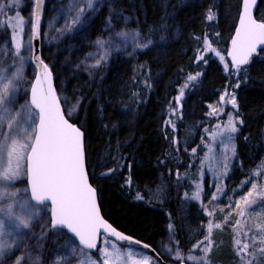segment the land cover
<instances>
[{"label": "trees", "instance_id": "trees-1", "mask_svg": "<svg viewBox=\"0 0 264 264\" xmlns=\"http://www.w3.org/2000/svg\"><path fill=\"white\" fill-rule=\"evenodd\" d=\"M122 4L134 12L141 34L157 30L153 46L128 58L108 59L90 73L78 71L71 77L64 70L68 89L83 86L69 119L84 131L87 169L105 218L175 263L165 253L166 246L183 255L199 254L200 248L193 245L207 234L206 216L192 197L216 126L208 104L219 101L222 92L235 93L239 113L225 96L221 118L233 115L243 120L236 125V161L226 187L233 190L249 181L263 161L264 51L238 73L229 63L227 51L241 0H122ZM209 12L212 20L207 19ZM256 17L264 20V0H258ZM92 24L91 34L97 36L102 32L100 17ZM205 41L226 62H219ZM57 59L51 66L56 87L62 56ZM197 73L196 80H188ZM31 81L29 76L28 86ZM238 82L240 87L235 88ZM218 234L210 251L213 264H240L230 231ZM37 256L38 264H48V245Z\"/></svg>", "mask_w": 264, "mask_h": 264}, {"label": "snow or ice", "instance_id": "snow-or-ice-1", "mask_svg": "<svg viewBox=\"0 0 264 264\" xmlns=\"http://www.w3.org/2000/svg\"><path fill=\"white\" fill-rule=\"evenodd\" d=\"M19 2L20 0H13V5H18ZM41 2L42 0H36L37 8H39ZM256 2L257 0H243L244 12L240 18V27L236 31L235 39L232 41L233 48L229 55L237 73L241 65L249 64L252 55L257 53L258 46H264V20L258 22L252 15V8ZM86 6L88 9H92L93 0H86ZM2 12L3 8L0 7V13ZM83 12L84 9L81 8L76 18L73 19V24L79 23L80 15ZM12 19L9 18L7 23L11 24ZM207 19H213L212 12L208 13ZM24 24V18L20 17L17 12L14 26L15 53L17 56H19L22 47L21 33L24 31ZM109 26H111V18H109ZM30 28L33 35H40L39 11L35 13L34 22H30ZM15 29H19V31H15ZM155 31L157 30L149 29L143 34L139 31L132 33L131 38L135 41L134 49H150L153 46L152 37ZM116 35L127 37L129 34L120 32ZM164 39L163 35L159 37L160 41ZM97 43L103 46L105 42L98 40ZM205 47L208 51H215L208 41H205ZM261 50L264 51V48ZM216 54L219 55V53ZM200 59H203V55L200 56ZM20 62L21 67L17 68L11 75H5L4 70H0V185H3V187H0V261H4L5 255L10 253L15 246V241L9 243L4 238L11 237L14 233L21 232L22 229L32 228L33 221L39 219V213L42 209L33 208V201L40 206H44L45 202L50 201L52 205L50 221L47 225H40L42 231L38 239L41 241L47 235L49 228H66L70 233L75 234V237L79 238V245H83V248L88 250H97L101 230L104 233H109L118 241L132 242L131 237L117 231L100 214L96 189L89 183L85 168L84 133L80 127L69 122V118L78 108V104L68 109V118H66L65 111L61 107L60 98L52 86L51 70L42 60L40 61L41 74L31 89L30 101L21 105L20 110L13 109L12 106L15 103L14 93L18 89L16 82L23 78V57L20 58ZM97 64H99V61H97ZM227 67L228 65L225 64L226 69ZM245 73H247V69H245ZM198 75L199 73L189 75L188 80H196ZM184 87H187V84ZM234 87L239 88V82ZM180 95H183V88L180 89ZM225 96L228 97L227 103L238 114L239 106L235 93L226 92L224 96L220 97V100L224 101ZM65 102L67 103V100ZM213 111L217 112L218 110L213 109ZM168 123H171V121ZM237 123L243 124V120L235 119L232 115H229L223 131L230 134L236 133L238 131ZM217 128L219 129L220 125H217ZM217 135H222V132H213V139ZM233 139L234 137L229 135L227 137L228 143H232ZM227 150L228 146L226 144L225 151ZM231 151L235 155L236 148L234 144ZM228 159L229 157L226 155L223 157L220 174L226 175ZM111 171L110 169L109 172ZM107 174L102 173V175ZM262 174H264V164L259 166L253 176L261 177ZM22 176H27L28 187L23 190L7 191V186L13 184ZM177 176H179V173H177ZM244 183L247 184L248 181L246 180ZM199 188L200 186L197 185L198 190L193 194V199H200ZM21 191L27 193L30 198L21 197L16 199ZM217 191L221 190L218 188ZM142 198L139 195L137 196V199ZM213 199H216V197L213 196ZM259 201H264V182L259 185L257 182H253L249 190L236 202L235 207L229 205V208L236 211L238 216L243 217L246 211ZM209 215L211 216L212 213L210 212ZM258 217L261 219L259 223H256L255 220ZM249 218L254 221V233L250 241L241 244L240 240H235L234 245L236 246V254L240 258V264H259L257 257L264 256V205H261L259 211L253 213ZM235 224L240 225V220H236ZM214 227L220 229L222 225L219 223L213 225L209 222L204 239L193 245L194 248H200L205 255L201 257L189 255L187 259L195 261L196 264H212L207 259V254L211 251L213 245L211 234ZM171 228L172 225H169V229ZM247 235L248 233L245 232V236ZM20 238L23 239L22 236ZM101 243L108 245L111 242L104 239ZM135 243L140 244L139 241H135ZM71 245L70 239L66 246L70 247V254L74 256L77 254L79 245L75 247ZM250 246L251 251H249ZM111 247L113 249L111 251L107 246L98 250L99 260L93 259L89 255L87 261L81 260V264H117V262L122 261L124 264H141L140 261L133 259L134 255H142L141 253H134L133 251L124 253L114 243H111ZM143 247L147 248L149 246L143 245ZM80 251L83 253V249H80ZM168 251H171V249ZM125 257H127V261H124ZM175 258L178 260L184 259L179 249L176 251ZM29 259L31 260L30 256ZM63 259L67 260V257ZM23 260L24 256H20L15 259V264H21ZM59 260L58 257L53 264H59ZM151 260V257L145 256L143 264H149ZM38 262L39 256L36 257V264ZM152 264H155V262L152 261Z\"/></svg>", "mask_w": 264, "mask_h": 264}, {"label": "rangeland", "instance_id": "rangeland-1", "mask_svg": "<svg viewBox=\"0 0 264 264\" xmlns=\"http://www.w3.org/2000/svg\"><path fill=\"white\" fill-rule=\"evenodd\" d=\"M0 7L3 8V12L0 13V70H4L5 75H11L17 68L21 67L20 58L23 57V78L16 82L18 89L14 93L15 103L12 106L14 110H20L21 105L30 101V98L27 97L30 86H28L27 83L29 76H31L33 80L35 75V68L32 63V31L30 28V22H33L34 0H20L18 5H13V0H0ZM81 8L84 9V12L80 15L79 23L73 24L72 21L76 18ZM17 12L25 21L24 31L21 33L22 47L19 56L15 53L14 39L15 16ZM98 17L101 19L102 32L93 37L91 36L90 30L92 29L93 21ZM9 18H13L11 24L7 23ZM109 18H111V26H109ZM15 31H19V29H15ZM136 31L139 30L135 27V15L133 11L123 9L120 5V0H93L92 9L87 8L86 0L46 1L41 26L42 57L49 66H52L57 63V56L59 58L62 56V61L59 66L61 68L59 83L56 88L62 107L66 113H68L69 108L79 104L82 98L81 93L83 92V86L75 89H68L67 82L69 78L66 76L69 75L72 77V74L74 75V72L78 71L90 73L98 68L101 63L116 56H121L123 58L132 56L135 52L140 50L139 48L134 49L135 41L131 38V34ZM120 32H125L129 35L127 37L116 35V33ZM98 40L104 41V45H99L97 43ZM215 52L219 53V50ZM216 56L219 62H226V58H224L222 54L219 53V55L216 54ZM221 57H223V59H221ZM97 61H99V64H97ZM64 70H68V75H62ZM221 96H224L223 92ZM220 97L219 101L208 104L209 116L215 119L216 126L209 136L206 152L202 158L201 168L199 169V178L195 182L193 189L194 194L198 190L197 185L200 186V199L195 200L202 207L207 219V226L209 222L213 225L217 223L222 225V228L217 229L214 227L212 230V248L215 246L216 237L219 235L218 232L222 230H224L225 233L230 231L232 245H234L235 240H240L241 244L249 242L254 233V221L249 217L252 216L253 213L258 212L261 205H264V201H259L256 205H253L251 209H248L243 217L238 216L236 211L229 208V205H232L233 208L235 207L236 202L249 190L251 183L257 182L259 185L264 182V179H262L264 178V174H262L261 177H256L252 174L247 184L243 182L236 189L229 190L226 187V179L236 161V151L235 155H233L231 151L232 145H235V133L230 134L227 131H223L228 117L221 118L226 100L221 101ZM65 100H67V103ZM213 109H217L218 111L214 112ZM217 125H220L219 129ZM213 132H222V135H217L215 139H213ZM229 135L234 137L232 143H228L227 137ZM221 141H223V143H221ZM226 144L228 146L227 151H225ZM225 155L229 157L226 175L220 174L221 162ZM261 164H264V158ZM259 166L254 172L258 170ZM25 178L26 176H22L13 184L8 185L7 191L11 192L17 189L23 190L27 188L28 185L24 181ZM0 187H3V185H0ZM218 188L221 191L218 192ZM213 196H215L216 199H213ZM21 197L30 198L24 191H21L16 199H20ZM32 207L42 209L39 213V219L33 221L32 228L22 229L21 232L14 233L11 237L4 238L9 243L15 241V246L10 253L5 255L4 261H0V264H15V259L20 256H24V260L21 264H33V262L36 261L34 256L37 253L39 254L45 245H48V264H53L58 257L60 258L59 264H81V260L87 261L89 255L93 259L99 260L98 251L90 253L80 246L77 249V254L74 256L71 255L70 247L66 246L69 240L71 239V246L73 247L78 244L73 237L64 230L49 228L43 240H39L38 238L42 231L40 225H47L50 221V207L46 205L40 206L34 202H32ZM222 209L223 211H221ZM210 212L212 213L211 216L209 215ZM230 212L231 214L229 215ZM260 219L261 218L258 217L255 222L259 223ZM236 220H240V225L237 226L235 224ZM245 232L248 233L247 236H245ZM21 236L23 239L20 238ZM104 239L106 238H103L102 241ZM107 240L116 244L124 253L128 251L141 253L142 255L133 256V259L140 261L141 264H143V258L145 256L152 258L149 264H152V261H154L155 264H160L154 260L146 250L121 246L114 241ZM111 243L108 245L101 243L99 249L107 246L111 251L113 250ZM80 249H83V253H81ZM169 249H171V251H168ZM164 251L175 263L187 262L188 264H196L195 261L189 260L187 257L189 255L196 257L205 255L202 251L199 254H185L186 256L181 253L184 259L178 260L175 258L176 251H173L172 247L166 246ZM249 251H251V246ZM64 257H67V260L63 259ZM257 258L260 264H264V256H258ZM207 259L210 260L212 264L214 263L212 256H210V252L207 254ZM124 261H127V257L124 258ZM117 264H124V262H117Z\"/></svg>", "mask_w": 264, "mask_h": 264}, {"label": "water", "instance_id": "water-1", "mask_svg": "<svg viewBox=\"0 0 264 264\" xmlns=\"http://www.w3.org/2000/svg\"><path fill=\"white\" fill-rule=\"evenodd\" d=\"M47 0H42L39 8H37V4H36V0H35V3H34V14H33V22L35 20V13L37 11H39V14H40V35L39 36H35L33 35L32 33V63H33V66L35 68V75H34V78L32 80V83H31V86H30V89H29V96H30V99H31V89L32 87L35 85L36 83V80L37 78L40 77V74H41V68H40V61L42 60L45 64H47L44 60H43V57H42V50H41V24H42V18H43V12H44V7H45V3H46ZM257 7H258V0L255 4V6L252 8V15L254 17V19H256L258 22H260L261 20H258L257 17H256V11H257ZM243 12H244V6H243V0H241V7H240V12H239V15H238V19H237V23H236V26L234 28V32H233V35H232V38L230 40V43H229V49H228V58H229V61L230 63L232 64V61H231V56L229 55V53H231L232 51V48H233V45H232V41L233 39H235V36H236V31L239 29L240 27V18L241 16L243 15ZM262 48H264V46H258V49H257V53L258 51H260ZM257 53H254L251 57V59L253 58V56H255ZM39 58V59H37ZM250 59V60H251ZM48 65V64H47ZM248 65V64H247ZM246 65H241V67H245ZM49 69L51 70V73H52V86L53 88L55 89V92L57 94V96L59 97L58 95V92H57V88H56V83H55V75L53 73V70L52 68L48 65ZM61 103V101H60ZM61 107H62V104H61ZM63 109V107H62ZM67 118V116H66ZM69 122L70 123H73L75 124L74 122H72L70 119H69ZM77 127H79L77 124H75ZM81 131L84 133V131L81 129ZM83 143H84V156H85V168H86V171H87V174H88V180H89V183L92 185V187H94V185L91 183V180H90V177H89V173H88V169H87V162H86V147H85V134H84V137H83ZM27 185H28V178H27ZM95 188V187H94ZM96 189V188H95ZM96 195H97V203L99 205V209H100V214L101 216L109 223L111 224L114 228L117 229V231L123 233L124 235L126 236H129L132 238V242H128V241H118L115 237H112L109 233H104L103 230H101V234H100V237L98 238V244H97V250H88V249H85L86 251L88 252H96L98 251L100 245H101V241L104 238L106 239H109V240H112L114 241L115 243L121 245V246H127V247H134V248H139V249H144L146 250L151 256L157 258L159 260L160 263L162 264H188L187 262H179V263H170V262H167L166 260H164L161 255H159V253L155 250L154 247H152L150 244L148 243H145L141 240H139L138 238L134 237V236H131L125 232H123L121 229H119L118 227H116L114 224H112L108 219L105 218L103 212H102V209H101V206H100V201H99V197H98V192H97V189H96ZM34 202V201H33ZM35 203V202H34ZM36 204V203H35ZM45 205L46 206H49L50 207V219H51V209H52V205H51V202L50 201H47L45 202ZM60 230H64L67 234H69L71 237H73V239L76 241V243L79 245V238L78 237H75V234L73 233H70L69 230H67L66 228L65 229H60ZM135 241H139L140 244H136ZM143 245H148L149 247L147 248H144ZM80 247L83 248V245H79Z\"/></svg>", "mask_w": 264, "mask_h": 264}, {"label": "bare ground", "instance_id": "bare-ground-1", "mask_svg": "<svg viewBox=\"0 0 264 264\" xmlns=\"http://www.w3.org/2000/svg\"><path fill=\"white\" fill-rule=\"evenodd\" d=\"M34 3H35V0H34ZM45 5H46V3H45ZM240 7H241V6H240ZM33 14H34V8H33ZM42 19H43V18H42ZM41 26H42V24H41ZM90 32H92V29L90 30ZM98 35H99V34H98ZM91 36L94 37V35H92V34H91ZM41 46H42V45H41ZM228 49H229V48H228ZM260 51H262V50H260ZM260 51H258V53H259ZM227 53H228V51H227ZM258 53H257V54H258ZM257 54H256V55H257ZM256 55H255V56H256ZM253 57H254V56H253ZM251 60H252V59H251ZM251 60H250V61H251ZM230 64H231V63H230ZM231 66L233 67L232 64H231ZM240 68H243V67H240ZM103 238H104V237H103Z\"/></svg>", "mask_w": 264, "mask_h": 264}, {"label": "flooded vegetation", "instance_id": "flooded-vegetation-1", "mask_svg": "<svg viewBox=\"0 0 264 264\" xmlns=\"http://www.w3.org/2000/svg\"><path fill=\"white\" fill-rule=\"evenodd\" d=\"M120 5H121L122 8L125 9V10H128V11L131 10V8H129V7H127V6H125V5L122 4V0H120ZM131 11H132V10H131ZM133 13H134V12H133Z\"/></svg>", "mask_w": 264, "mask_h": 264}]
</instances>
